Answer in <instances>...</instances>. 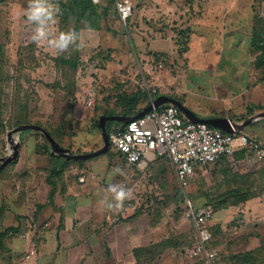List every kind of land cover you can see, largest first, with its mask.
Listing matches in <instances>:
<instances>
[{
    "label": "rangeland",
    "instance_id": "rangeland-1",
    "mask_svg": "<svg viewBox=\"0 0 264 264\" xmlns=\"http://www.w3.org/2000/svg\"><path fill=\"white\" fill-rule=\"evenodd\" d=\"M130 1L133 11L126 24L120 22L111 7L107 9L110 10L108 13L97 17L99 26L85 28L81 25L76 43L79 64L72 71L57 66L56 56L31 41L33 25L24 15L30 0H0V61L6 58V66L0 70L4 122L12 118L16 100L26 98L30 122L54 129L56 134L63 132L66 135L61 137L63 146L90 152L102 144L98 117L107 110L118 112L117 102L121 96L139 92L138 106L144 107L158 94L182 99L184 93L186 99L195 103L191 105L194 111L200 113V109L213 99L211 95L214 93L213 79L201 75L202 71L229 74L258 71L252 64L255 53L248 47V36L255 16L264 18V0ZM99 2L106 6L105 0ZM94 20L91 16L84 25ZM58 25L56 35H60ZM72 26L70 24L68 30ZM188 30L202 34L196 48ZM71 79L75 82L74 89L71 88ZM20 82L23 87L17 88ZM86 88L93 92L91 105L87 104ZM11 129L6 126L0 136L4 140L0 157L12 151L7 134ZM115 131L117 125L110 123V140ZM22 135L21 131L15 132V139L23 141ZM94 144H98L97 147ZM109 152L116 156L114 167L122 173L121 185L132 192V198L123 202H133L138 211L146 210L149 207L145 204L153 202L151 212L156 218L171 216L174 220L182 215L186 219L184 193L172 165H167L164 159L161 164L154 163L162 156L156 155L152 163L138 168L127 164L112 143ZM17 160L15 165L9 163L5 172L0 173V230L6 219L2 209L15 207L14 200L8 201V196L17 197L22 188ZM194 185L193 178L184 191L186 195L191 194L187 196L192 203ZM26 201L32 202V199L27 196ZM160 202H168V210H162ZM169 224L173 226L172 222ZM207 225L210 230L214 226L210 225V219ZM183 227L187 236L179 242L186 247L185 251L170 256L169 261L159 259L155 264H206L198 256L191 255L196 241L192 222L188 219ZM226 242L223 233V243L212 246L217 250L218 264L225 263L223 259L229 257L224 248ZM243 243L235 242L236 250L248 246Z\"/></svg>",
    "mask_w": 264,
    "mask_h": 264
},
{
    "label": "crops",
    "instance_id": "crops-1",
    "mask_svg": "<svg viewBox=\"0 0 264 264\" xmlns=\"http://www.w3.org/2000/svg\"><path fill=\"white\" fill-rule=\"evenodd\" d=\"M190 32L192 44L196 48L202 34L193 30ZM202 72L201 75L206 74L216 82L211 81L213 99L200 109V113L194 111L191 105L195 103L186 99L184 93L182 99L177 98L196 116L227 117L240 123L264 111V81H261L259 71L231 74L213 70ZM87 89L84 90L85 95L90 91ZM240 130L264 145V116L253 119ZM21 134L22 138L29 135L21 142L18 140L17 161L20 168L17 171L22 177V188L17 197L8 196V201L14 200V209H2L4 216L6 213V223H3L2 230H12L4 238L0 264H155L159 259L169 261L170 256L185 251L186 247L180 242L176 246L164 248L156 259H153L156 252L153 248L149 252L146 250L145 254L143 252L144 247L170 236L185 239L187 234L183 225L188 219L184 216H176L174 220L171 216L156 218L151 212L154 209L153 202L145 204L149 207L147 211L126 207L114 212V208L109 210L104 206V198L111 199L109 186L121 185L123 179L122 173L114 167L116 156L111 152L89 159H73L63 172L57 176L51 175L48 181L49 165L56 163L57 158L45 152L43 133L35 128H27L21 130ZM57 134L54 136L62 145L61 137L64 133ZM101 141L99 146L103 145L102 137ZM94 145L97 147L98 144ZM46 147L49 151V145ZM69 149L73 153L86 152L82 149ZM50 152L56 154L52 148ZM163 159L167 165L171 164L166 156L156 159L154 163L161 164ZM8 164L3 166L0 173L5 172ZM79 177H83V181H79ZM6 178L10 179L8 176ZM51 180L55 186L52 197ZM194 180L192 197L195 207L207 205L213 208L212 202H239L213 209L210 218V225H218L226 236L224 248L227 256L255 249L263 243L264 161L260 165H251L246 161L244 150L238 149L230 158L222 157L207 166H197ZM234 191L239 194L237 198L229 195ZM187 195L191 196L189 193ZM27 196L32 202L26 201ZM160 204L162 210H168V202ZM19 233L25 236L19 237ZM228 234L232 235L229 237ZM253 240L258 241L256 243ZM235 242H244L243 246H248L236 250ZM140 254L141 259L138 257ZM26 255L29 257L26 258Z\"/></svg>",
    "mask_w": 264,
    "mask_h": 264
},
{
    "label": "built area",
    "instance_id": "built-area-1",
    "mask_svg": "<svg viewBox=\"0 0 264 264\" xmlns=\"http://www.w3.org/2000/svg\"><path fill=\"white\" fill-rule=\"evenodd\" d=\"M114 8L120 22L126 24L132 15L131 1L114 0ZM92 97L93 92L87 91L88 105ZM111 143L127 164L138 168L147 166L156 155L169 159L184 193L185 217L195 226L196 241L191 255L198 256L206 264H218L217 250L208 246L211 234L207 222L213 209L207 205L195 207L184 191L193 180L197 166H207L222 157L230 158L238 149L244 150L249 164L260 165L264 161L263 143L241 130L225 132L207 123L190 121L172 103H162L132 118L123 129L111 133ZM78 179L83 181V177ZM126 207H134L133 202H122L114 212Z\"/></svg>",
    "mask_w": 264,
    "mask_h": 264
},
{
    "label": "trees",
    "instance_id": "trees-1",
    "mask_svg": "<svg viewBox=\"0 0 264 264\" xmlns=\"http://www.w3.org/2000/svg\"><path fill=\"white\" fill-rule=\"evenodd\" d=\"M52 2L55 5H57L60 10V17L57 22V24H59L58 26L60 27V35H66L71 32H76L78 34V31L82 26L85 28L97 27L99 26V21L97 22L99 18L97 17H99L100 14H106L107 9H110L111 7L114 8V4L112 0H105V2L107 3L106 6L104 7L101 5L99 0H52ZM99 9H101L100 12ZM109 11H107V13ZM91 16H94V19L96 21L94 20L93 22L84 25V23H86L85 20H90ZM70 24H72L73 26L71 27V29L68 30ZM248 47L251 51L255 53L253 65L261 73L262 75L261 81H264V18H262V16H255V18L253 19L248 36ZM55 60L57 66L64 67L65 70L67 67L69 70L75 71L79 64L77 44L73 46V48L70 50L68 54L64 56L56 57ZM5 66H6V58L4 57L3 61H0V70H2ZM70 82L72 84L71 88L74 89L75 82L73 81V79H71ZM56 85L60 87L62 86L60 83H56ZM16 87L22 88L23 84L20 82ZM139 94H140L139 92L132 93L131 95L124 94L125 96H121V98L120 97L118 98L117 106L120 108L118 112L107 110L104 111L103 114H125L130 116L137 114L141 109V107L138 106ZM17 95H19V92L17 93ZM15 105H16V110L14 111L12 118L7 123H5L3 118V109H2L3 105L0 101V136L4 133V129L6 128V126L8 128L13 129L21 124L31 123L29 121L27 99L25 98V99L16 100ZM110 123L116 124L117 130H121L126 126V123L124 122H120L117 120H108L106 122V130L109 133V135H110ZM42 127H44L50 133V135L55 138L54 129H50L45 126ZM42 136L44 138V143H45V152L47 151L49 155H52L54 158H57L56 159L57 164L54 163L49 165L48 168L49 177L47 178L49 181L51 179V175L57 176L60 172H63L65 170V167L68 165V163L73 159H67L65 157L58 156L57 154H52L50 152L51 147L49 141L46 139L44 135ZM57 142L59 143L58 140ZM3 144H4V140L1 139L0 137V155L2 152ZM48 145H49V151H48V147H46ZM110 145H111V140H110ZM107 151H109V149ZM15 161L16 158L10 161L9 163H14ZM4 167L0 168V172L3 170ZM51 184H52V189L50 190V197H52L55 189L53 180H51ZM229 195H233L234 198H237L239 196L237 191L231 192L229 193ZM212 203H214L212 209H216L218 207L227 206V203L236 204L239 202H212ZM135 210L137 209L135 208ZM212 227L213 228H211V230L209 227V230L212 231V234L210 233L211 238L208 241L209 247L217 246L223 243V231L220 229L218 225ZM10 230L12 229L6 228L0 231V252L4 249V244H3L4 238L7 232ZM178 244H180L179 238L177 236H170L164 240L148 245L147 247H144V250L143 249L142 250L145 254L146 250L149 252L151 250L150 248H153V250L156 251L153 254L154 257L158 255V253L161 252L164 248L170 246H176ZM140 256L141 254L138 255L139 258ZM223 260L226 261L223 264H264V243L255 249L239 252L227 258L225 257Z\"/></svg>",
    "mask_w": 264,
    "mask_h": 264
},
{
    "label": "water",
    "instance_id": "water-1",
    "mask_svg": "<svg viewBox=\"0 0 264 264\" xmlns=\"http://www.w3.org/2000/svg\"><path fill=\"white\" fill-rule=\"evenodd\" d=\"M162 103H172L179 108V110L186 116L190 121L193 122H202L207 123L213 127L219 128L225 132H232L234 130H240L247 123L252 121L255 118H260L264 116V111L254 114L253 116L245 119L244 121L237 123L231 118L227 117H218V118H200L196 116L189 108L184 106L177 98L172 97L167 94H158L155 98H153L146 106L142 107L139 112L133 116L125 115V114H101L97 119V124L99 126L103 145L96 150L84 153H73L69 148L63 147L60 145L54 137L50 135V133L42 126L36 124H21L16 126L15 128L8 131V139L10 142L11 153L6 156L0 157V168L12 161L13 159L18 157L19 152V141L14 138V133L17 131H21L27 128H35L40 130L46 139L49 141L52 152L62 155L68 159H85L90 158L95 155H99L107 152L110 147V135L106 130V122L108 120H117L120 122L127 123L132 118L141 116L146 111L152 109L153 107H157Z\"/></svg>",
    "mask_w": 264,
    "mask_h": 264
},
{
    "label": "clouds",
    "instance_id": "clouds-1",
    "mask_svg": "<svg viewBox=\"0 0 264 264\" xmlns=\"http://www.w3.org/2000/svg\"><path fill=\"white\" fill-rule=\"evenodd\" d=\"M27 20L33 25L31 41L43 46L56 57L69 53L78 40V34L56 35L55 29L60 17V10L52 0H30L24 12ZM108 192L111 199L104 198V206L111 210L118 208L125 199L132 198V192L123 185H110Z\"/></svg>",
    "mask_w": 264,
    "mask_h": 264
}]
</instances>
